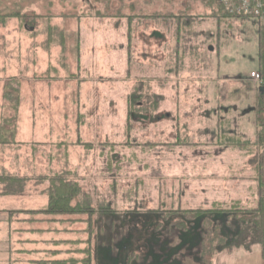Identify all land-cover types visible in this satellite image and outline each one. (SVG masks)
<instances>
[{"label":"rangeland","instance_id":"374dc122","mask_svg":"<svg viewBox=\"0 0 264 264\" xmlns=\"http://www.w3.org/2000/svg\"><path fill=\"white\" fill-rule=\"evenodd\" d=\"M207 2L0 0V133L15 129L22 142L0 149V166L26 180L18 197H0V264L38 258L18 250L52 248L19 244L38 234L15 231L54 227L23 224L41 218L21 214L45 203L55 175L78 182L73 204L96 211L95 264L102 248L114 264H215L236 243L244 262L264 264L259 231L239 220L256 205L261 152L249 78L258 70L255 21L216 17ZM11 90L17 112L4 98ZM207 209L193 221L171 213ZM87 217L60 224L74 231L61 248L78 262ZM178 219L186 227L170 226Z\"/></svg>","mask_w":264,"mask_h":264},{"label":"trees","instance_id":"16d2710c","mask_svg":"<svg viewBox=\"0 0 264 264\" xmlns=\"http://www.w3.org/2000/svg\"><path fill=\"white\" fill-rule=\"evenodd\" d=\"M207 4L212 7V11L214 12V16L219 18H231L228 15V12L224 8L222 4H220L217 0H207ZM258 41V71L264 74V34L260 31L259 36H257ZM258 92V103L257 109L255 112V116L257 119V136H256V144L260 146L261 152L258 155V160L255 168L256 172V205L250 210H245L244 212L240 213L239 220L248 224H251L259 231L260 235V250L261 256L264 258V92ZM4 98L9 100L13 103L14 107L13 110L17 112L18 108V96L14 95V92L6 91L4 93ZM132 102V100H131ZM132 118V115H129ZM7 123V121H5ZM12 122V121H11ZM5 133H0V144H11L10 140L13 141L15 136V129H3ZM4 134V135H2ZM57 176V175H55ZM49 178V187L46 189L47 195V205L45 208L27 212L30 216H40L42 219L40 220H27L24 222L27 223H53L58 220L56 218L62 216L72 217V216H82L87 215L88 217L83 221L86 223L87 228L84 231L87 234L86 247L79 251L82 254H85V257L81 261H76L74 258H67L61 260L49 259V260H41L38 262H32L35 264H92V248L91 244L94 237V230H93V220L92 217L96 212L91 206L89 205H81L80 203L76 202L73 204L74 200L78 197L81 191V187L78 182L70 181L67 179L62 178L61 176ZM26 180L18 179L17 177L12 176H0V185H1V195H18L24 192L26 186ZM97 212L100 213H113V210L110 208L99 209ZM137 212L138 211H134ZM179 212L185 218H191L190 220L197 219L202 217L203 215H209L213 213L212 210H181V211H171L172 215L177 214ZM164 213H168L164 211ZM12 212L9 213L10 218ZM145 214L149 215H157L158 212L148 211ZM169 218L165 217L163 222H166ZM69 221V220H68ZM186 222L184 220H174L170 222L171 227H177L181 229L182 227H186ZM161 224L158 226V229ZM172 233H168L167 235H171ZM175 234V233H173ZM190 232L185 231L184 233H180L179 236L181 238L184 237V241L188 237ZM141 242V241H140ZM183 245V244H181ZM204 245V244H203ZM202 245V246H203ZM181 248H183L181 246ZM76 252V251H75ZM59 252H51L52 256H55ZM127 264H129L127 262Z\"/></svg>","mask_w":264,"mask_h":264},{"label":"crops","instance_id":"0c3cea01","mask_svg":"<svg viewBox=\"0 0 264 264\" xmlns=\"http://www.w3.org/2000/svg\"><path fill=\"white\" fill-rule=\"evenodd\" d=\"M10 142H11V144H4V145L0 144V149L2 147H3L2 149H4V147L6 149H9V148L14 149L15 147L18 148L20 146V142L21 141H19V139H17V136L15 135L14 138H13V141L10 140ZM85 150H86V147H85ZM87 150H88V148H87ZM111 155H114V154H111ZM85 157L88 158L87 154L85 155ZM116 158H117V156H115V159ZM6 163H7L6 164L7 167L0 166V176L1 177H3V176H13V175L18 174V173L9 172L10 171L9 164H8V162H6ZM16 168H18V167H16ZM75 169H77V168H75ZM1 190L2 189H1V185H0V192H1ZM18 196L19 195H1L0 194V197H2V198H10V199H14V198H16ZM43 198L45 199V203L42 206H39L37 208H32L30 210H35L36 211V210H40V209L45 208L46 205H47V199H48L47 195L45 194ZM9 212L10 211L7 210V212H5V214L8 215ZM21 215H23L25 217L28 216V214L27 215L21 214ZM40 218L42 219V217H40ZM23 219H25V218H23ZM64 219H66V220L64 221ZM68 219L72 220L73 216L72 217H67V216L62 217V216H60V217L56 218V220H58V221L53 222V223H47V224H50V225L54 224L53 225L54 227H52L51 229L49 227L46 228L45 230L37 229L38 231H35V232H33L31 230H28V228H22L20 230H16L15 231L16 233L20 232V233H23V234H26V235L38 234V236H37L38 239L30 240L28 238L25 241L19 242V244L24 245V244L33 243V244L36 245V243H37V244H43V245H51V247H52V248H44V249H37V250H32V249H30V250H18L19 253L28 254V255H34V256L38 257V258H34L33 260H28V261H25V262L22 261V262L24 264H35V263H32V262H38V261H41V260H49V259L61 260V259L73 258L74 254H73L72 250H70V249L63 250L61 248L63 246H68V245L71 246L73 244L72 243V240H73L72 236L75 235L74 231H71L68 227H65V226H64V228H60V224L61 225H63V224L64 225L71 224V223H69L70 221H68ZM21 223L26 224L27 222L21 221ZM27 224H32V223H27ZM38 224H42V223H38ZM55 226H56V228H55ZM7 227H8V230H6V234H7L6 239H8L9 234H10L9 225ZM81 234L85 235V232H81ZM41 235H51V236H50L49 240H44L43 238H41ZM138 244L139 243H137V245ZM241 244H244V242H241ZM230 247L231 248H229L228 250L224 251L225 252L224 253L225 257H224L223 262L215 263V264H248L247 262H244L241 258H239V255H241V253H242L240 251L244 250L242 245H239V243H236L235 245H232ZM176 249H177L176 252H175V249H172L170 254L171 255H174L175 253H177V255L180 254V248L177 247ZM111 250L112 249H110V248H102V249H100L98 251V252H100L99 257H100V262L101 263H103V264H114L115 263L113 258L111 257V255H112ZM126 250H127V248L123 249L122 251H124V253H126ZM129 250H130L128 252L129 255H131L133 253L138 254L139 251H140L138 248H136V250L133 252L132 247H129ZM259 251H260V256H261L260 248H259ZM51 252H59V253H57L55 256H52L50 254ZM92 253H93V260H94V264H95L96 260H97V259H95V256L97 255V252L92 251ZM141 253H139V254H141ZM61 256H64V257H61ZM173 259H175V258H173ZM171 264H180V263L178 261L175 262V260H174V262H172ZM260 264H261V262H260Z\"/></svg>","mask_w":264,"mask_h":264},{"label":"built area","instance_id":"2783aa9c","mask_svg":"<svg viewBox=\"0 0 264 264\" xmlns=\"http://www.w3.org/2000/svg\"><path fill=\"white\" fill-rule=\"evenodd\" d=\"M224 6L232 19L247 18L255 21L256 33L264 34V0H217ZM257 91L262 88L264 92V74L252 71L249 75Z\"/></svg>","mask_w":264,"mask_h":264},{"label":"water","instance_id":"95a60500","mask_svg":"<svg viewBox=\"0 0 264 264\" xmlns=\"http://www.w3.org/2000/svg\"><path fill=\"white\" fill-rule=\"evenodd\" d=\"M259 91H260V92H262V91H263V89H262V88H260V89H259Z\"/></svg>","mask_w":264,"mask_h":264}]
</instances>
